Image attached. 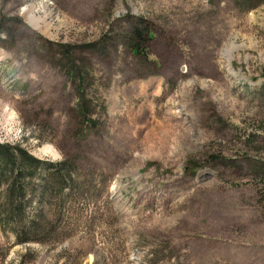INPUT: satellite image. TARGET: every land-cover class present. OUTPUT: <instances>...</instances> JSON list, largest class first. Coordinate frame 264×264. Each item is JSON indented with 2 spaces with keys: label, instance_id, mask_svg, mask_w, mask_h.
<instances>
[{
  "label": "rangeland",
  "instance_id": "374dc122",
  "mask_svg": "<svg viewBox=\"0 0 264 264\" xmlns=\"http://www.w3.org/2000/svg\"><path fill=\"white\" fill-rule=\"evenodd\" d=\"M0 144V264H264V0H0Z\"/></svg>",
  "mask_w": 264,
  "mask_h": 264
},
{
  "label": "trees",
  "instance_id": "16d2710c",
  "mask_svg": "<svg viewBox=\"0 0 264 264\" xmlns=\"http://www.w3.org/2000/svg\"><path fill=\"white\" fill-rule=\"evenodd\" d=\"M253 2L254 0H250V7ZM133 46V50L135 51V53H141L144 50L143 39L140 38V31H138L137 29L135 30ZM67 68L66 70L70 75L71 81L75 82L76 80V85H74V88L78 96V114L86 124L95 126L92 125L93 123H95L93 122L92 118L93 112L91 110V107H89L87 103L88 98L86 97L87 94L85 93V86H87V83L85 81H87L88 79L85 76L84 69L72 58L68 60ZM39 164H41V162L31 156L25 150L15 148L14 146L10 145L0 144V175L4 174L3 169L10 166L8 169L6 185L4 187L5 194L2 197L5 201V205H7L5 211L8 212V217L12 216L14 212L20 217L24 216L25 190L23 188V181L25 182L26 179L32 178L34 176ZM63 164L64 162H61L60 166H62ZM54 166V168H56L57 170V173L55 175L56 181L61 185V187H63V183L71 178V172L68 171L67 173L62 174L59 171L62 170V167L58 168V164ZM1 180L2 179H0V183H2ZM61 190L63 189H58V192ZM17 201L19 203H16ZM43 213V209H37V211H35V214L33 215L34 218H27V229H24L20 232L22 241L30 239V235L38 236L44 234L45 229L41 230V227L45 224V221L42 217ZM14 222L16 223V221ZM22 223L23 219H19V221L16 223V228Z\"/></svg>",
  "mask_w": 264,
  "mask_h": 264
},
{
  "label": "bare ground",
  "instance_id": "6f19581e",
  "mask_svg": "<svg viewBox=\"0 0 264 264\" xmlns=\"http://www.w3.org/2000/svg\"><path fill=\"white\" fill-rule=\"evenodd\" d=\"M31 12H32V11H31ZM29 14H31V13H29ZM31 18H32V19L34 18L33 15H32ZM32 19H31L30 21H32ZM37 21H38V20H36L35 22H37ZM42 150H44V151H48V152L54 154V149H52L51 146L44 147Z\"/></svg>",
  "mask_w": 264,
  "mask_h": 264
}]
</instances>
